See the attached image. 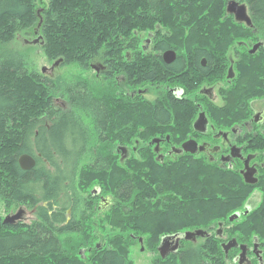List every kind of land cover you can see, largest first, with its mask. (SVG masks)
Returning a JSON list of instances; mask_svg holds the SVG:
<instances>
[{
	"label": "trees",
	"instance_id": "obj_1",
	"mask_svg": "<svg viewBox=\"0 0 264 264\" xmlns=\"http://www.w3.org/2000/svg\"><path fill=\"white\" fill-rule=\"evenodd\" d=\"M237 1L248 6L255 27L264 26V0ZM227 2L49 0L43 13V53L49 61L62 60L64 65L84 67L97 55L105 54L107 57L117 53L119 44L134 45L138 42L135 33H145L157 24L170 28L158 37L155 42L158 45L223 46L229 32L242 28L226 17ZM36 5V0H0V48L37 23ZM233 35L236 41L241 39L239 34ZM213 51L219 54L218 50ZM216 57L212 58L214 62L218 60ZM105 59L111 60L112 57ZM24 61V57L16 54L0 56V201L6 207L55 200L59 192L67 188V182L71 186L78 167L77 159L85 155L88 145L92 146V142L87 140L88 135L84 139L78 136L74 114L55 110V94H68L62 89L52 90L46 82L40 83V78L30 73ZM161 69L157 63L146 64L141 76L152 81L155 75L157 81L163 72ZM149 70L154 73H149ZM66 102L76 109H103L102 121L100 117L98 119L102 130L109 133H116L117 125L120 128L136 122L148 126L162 125L163 121L170 119L167 110H155V106L149 104L134 108L121 103V109L128 107L132 112L140 108L142 112L119 114L117 124L113 113L115 104L111 102H87L81 95L70 96ZM93 150L95 158L109 156L106 151L103 153L104 148ZM146 151L142 148L140 161L129 160L126 168L103 163L97 172L101 184L105 188L111 185L117 198L114 215L108 219V224L120 234L109 238L111 245L104 247L103 261L96 258L92 264H133L128 260L131 241L141 239L143 247L148 239L155 245L160 236H171L187 227L195 229L193 225L196 224L197 230L206 231L215 223L224 224L227 217L228 222L251 195L252 190L239 188L237 180L224 176L222 171L208 163L179 160L172 164H149ZM22 155L35 159L34 168L28 172L21 171L17 163ZM65 173L69 175L66 179L63 177ZM43 216L48 222L45 210ZM73 230H68V234ZM86 231L81 228L80 235L64 238L61 235L56 237L40 225L13 228L0 223V264H83L77 259L78 253L94 246V238ZM254 232L260 233L264 240V202L244 217L229 236H236L238 243H244L242 239H248ZM129 234L132 235L129 237ZM159 262L164 264L161 259ZM182 264H224V261L218 244L205 242L196 250L189 251Z\"/></svg>",
	"mask_w": 264,
	"mask_h": 264
},
{
	"label": "flooded vegetation",
	"instance_id": "obj_2",
	"mask_svg": "<svg viewBox=\"0 0 264 264\" xmlns=\"http://www.w3.org/2000/svg\"><path fill=\"white\" fill-rule=\"evenodd\" d=\"M229 1H234L244 7L242 17L236 19L235 14L227 13ZM229 1L225 8L226 17H230L233 23L242 27L232 31L234 34L242 35L241 39L236 41L233 33L230 32V36L224 38L226 44L223 46L188 45V47L181 45L180 47L172 44L163 46L156 44L157 42L153 43L152 36H148L151 40H146L139 50L136 49V45L119 44L116 49L117 53H113L115 55L108 54L106 57L105 54H100L88 61L84 67H79L83 72L96 71L94 87L83 78L76 79L77 82L72 87L60 84L58 89H62L68 95L59 96L61 104L58 107L55 106L59 101L58 98H54L53 104L55 110L74 114L80 138L81 136L83 139L87 138L88 135L87 140L91 141L88 130H93L96 133L94 138L101 142L100 148L106 149L103 153L106 151L109 154V156L99 158L92 156L88 159L92 162L90 167L93 171H100L103 163L118 164L116 158L111 157L112 142L125 155V148L133 141L132 153L138 154L137 148L147 149L149 163L164 165L179 160H196L214 166L222 171L224 176H234L233 178L239 181V188L252 189L250 197L242 206L243 211L235 213L238 215L237 219L228 221L235 227L242 223L240 222L241 217H246L254 210V203L259 199L261 203L264 202V26H254L252 14L245 3L237 0ZM35 36L39 44V40H42L40 31L38 33L35 30ZM160 40L164 39L160 37ZM213 50H218L219 54H214ZM216 55L218 60L214 62L212 58ZM109 57L112 59H105ZM99 59L100 63L96 62ZM151 59L155 61L150 62ZM51 62L53 66L49 72H52L55 67L70 66L64 65L62 60ZM156 63L163 70L160 79L155 81L156 76L154 75L155 80H145L141 76L144 65H156ZM46 71L42 70L44 73ZM149 73L154 72L149 70ZM38 77L41 82H46L51 86L55 83L50 80L53 83L51 84L47 80H41L40 76ZM59 81L57 80V83ZM126 87L128 91H125ZM154 93L157 94L154 95ZM73 95H81L87 102L91 100L93 103L101 100L106 101V104L109 102L115 104L113 113L116 114L117 124L120 121L117 116L119 114L142 112L140 108L132 112L128 107L121 109V103L134 108L144 103L149 104L155 106V110H167L170 119L168 122L163 121L162 125L148 126L136 122L125 125L121 127L122 129L117 125V132L112 131L113 135H108L109 132L102 130L98 119L100 117L102 121L104 110L71 108L66 99ZM174 111L176 113L173 115ZM143 144H145L144 147H142ZM185 144H189L193 151L192 154L180 151ZM90 151L93 155L95 154L88 145L86 154ZM83 156L77 159V166ZM31 158L35 161L33 157ZM123 158L127 160V164L130 162L126 156ZM67 176L69 177L65 173L63 177L66 179ZM73 177H76L75 172ZM65 185L67 188L60 191L55 200L50 199L30 206L28 204L18 205L16 214L8 216L4 221L0 218V223L13 228L35 224L43 226L56 237L60 235L64 238L75 237L80 235L79 229L87 225L84 219L87 211L100 213L115 205L116 199L113 196H102V191L98 188L92 190L87 197H83L72 189L70 183L67 182ZM26 208L31 209L30 211L35 215V221L30 218L28 225L22 222ZM44 210L48 222L43 216ZM89 226L93 227L92 225L87 227ZM71 229L75 230L68 234V230ZM231 229L233 228L225 227L223 223L218 222L216 228L210 227L208 231H205L206 235L203 238L186 241L185 233L173 234L172 238L167 241L163 240L165 238L163 237L156 247V253L164 264H182L187 253L196 250L192 245H195L198 239H202L205 242L218 244L224 264H264V249L259 239L251 237L250 242H247L248 239H242L244 243L250 245L238 243L236 238L229 236L233 231ZM60 230L63 231L59 232ZM83 231L82 234H84ZM91 237L97 239L95 246L86 250L82 249L78 253L83 264H92L96 258L102 262L106 254L103 252V245L98 244L102 240L94 233ZM232 241H235L236 248L225 254L222 246ZM92 242L94 244V240ZM183 242L191 245L187 246L182 244ZM239 247L245 248L242 259L239 258L242 254ZM157 261V259H152V264Z\"/></svg>",
	"mask_w": 264,
	"mask_h": 264
},
{
	"label": "rangeland",
	"instance_id": "obj_3",
	"mask_svg": "<svg viewBox=\"0 0 264 264\" xmlns=\"http://www.w3.org/2000/svg\"><path fill=\"white\" fill-rule=\"evenodd\" d=\"M229 1V0H228ZM48 2L49 0H36V10L34 9V13L37 17V23L33 25V27H29L27 30L22 31L21 33L17 34L13 41H11L8 45L1 47L0 48V56L3 57L5 55H19L24 57L26 63H27V67L30 71V73H36L38 76L41 77V80H47L48 82H50L51 84H53L50 80L54 81L55 83L51 86L50 84V88H52V90H57L59 88L60 84H65L66 86H74L77 82L76 79H86L88 80V82L90 83V85L92 87H94L96 84L94 82V79L96 78V71H86L83 72L82 69H80L78 66L76 65H70L69 67H64V68H60L62 66H60L59 68L55 67L53 68L52 72H49V70L51 69V67L53 66V62L49 61L44 53H43V49H42V45L40 43H43V36H42V23H43V13L44 11L48 8ZM41 25V27H40ZM39 26V27H38ZM35 30L40 31V35L42 36V40H39V44L34 45L32 44L33 41H35L37 39V37L35 36ZM167 30H170L169 27H162L161 25L157 24L155 25L154 28L149 29L148 31H146L145 33L142 32L140 34H134L137 38H138V42L134 43V45L137 46V50H139V48L145 44L146 40H153V43L157 42L158 37L160 35H162L164 32H167ZM152 34V35H150ZM148 36H152V38L150 39ZM24 61V62H25ZM61 61V60H60ZM23 62V63H24ZM96 62L100 63V59L96 60ZM95 64V63H94ZM45 69L47 70L46 73L42 72V70ZM57 80H60L57 83ZM42 83V82H40ZM46 85V84H44ZM48 87V85H46ZM98 87V86H97ZM125 91H128V87L125 88ZM93 93V92H92ZM157 93H154V95H156ZM55 98H58L59 101L56 102L55 106L58 107L61 102H60V98L58 96V94H55L54 96ZM54 100V99H53ZM54 103V101H53ZM89 135L91 136V141H92V146H91V150H93L94 148L97 149V151L99 150V148L101 147V142H99L97 139L94 138V136L96 135V133L93 130H88ZM108 135H113L112 133H109ZM133 141L132 143H130V146L126 147V154L123 155L122 152L120 151V149H118L117 145L114 144V142L111 143V150H112V154L111 157L116 158L117 163L114 165L118 166V167H124L126 168L127 166V160H123V156H126L129 160H134V159H140L138 158L139 154H140V150L142 148H137L136 150L138 151V154H133ZM145 144L142 145V147H144ZM100 155V154H98ZM93 156L92 151L88 152L87 154L85 153V155L83 156V158L81 159L77 169H76V177L75 179L71 182V187L73 190H75L78 194L82 195L83 197H87L89 193L92 192V190H94L95 188H98L102 191L101 195L106 197V196H113L114 199H116V201H114L115 204H117V198L115 196L114 191L112 190V186L108 185L107 188H105V185L101 184L102 182H100V178L99 175H97L98 171L96 170H92V168L90 167V165L92 164V162L88 161L89 158H91ZM102 156V155H101ZM99 158V157H98ZM102 163V162H101ZM108 189V190H106ZM254 209L258 208L259 206H261V202L260 199L254 203L253 205ZM115 205H113L112 207L108 208L107 210L103 211V212H96V211H87V213L85 214L84 219L87 221L86 222V227L85 229H87V235L91 236L93 235V233L102 240L101 244L103 245V249L105 247L109 248L111 245V242H109V238L113 237L114 235H116L117 233H119L118 230H112L111 226L108 224V219L111 218L114 215L115 212ZM16 208L15 206H10V207H6L3 203H1L0 201V218L3 219V221L10 215L16 214ZM243 208H241L240 210H238L237 212H242ZM10 210V211H9ZM26 214L24 216V220L22 221L23 223H26L27 225L30 224L28 223L30 218H33V221H35V215L33 214L32 211L29 210V208L25 210ZM77 218V216L75 217ZM228 218V217H227ZM227 218L225 219V223L224 226L225 227H231L234 230V228L238 225H236L234 227V225L232 226V224H229L227 222ZM242 220H244V217L240 218V222H242ZM216 224L215 226H212V228H216ZM88 225H92L93 227H87ZM214 225V224H213ZM193 227H196L195 229H189L187 227V229L181 231H178V233L175 234H184L186 232H193L194 230H197L198 226L193 225ZM105 229V231H104ZM209 230V229H208ZM206 230V231H208ZM257 234V235H256ZM129 234L128 236L130 237ZM212 235V234H211ZM255 235V236H254ZM124 237H126L127 235H122ZM163 236V235H162ZM162 236H160L159 238H157V240H155V245H152L153 243L149 242L148 239L146 241V244H143V249L141 250L140 245L138 244L137 241H131V247L129 250V255H128V260L130 261L129 263H133V264H152V259L154 260H158L155 264H160L159 262V257L158 254L156 253V247L158 246L160 240L162 239ZM259 239V242L264 244V240L263 238L260 237V233H252L250 235V237H248L247 242L251 241V237H256ZM236 238V236H235ZM131 239V238H130ZM94 246L95 243L97 241V239L94 237ZM205 243L204 240L202 239H198L197 243L195 245H192L194 248H198L199 246H202ZM182 244H185L187 246H190L191 244H187L185 242H183ZM100 245V246H101ZM263 247V245H262ZM264 249V247H263ZM156 253V254H155ZM153 254H155L153 256ZM77 259L81 260L80 257L78 256ZM154 264V263H153Z\"/></svg>",
	"mask_w": 264,
	"mask_h": 264
},
{
	"label": "water",
	"instance_id": "obj_4",
	"mask_svg": "<svg viewBox=\"0 0 264 264\" xmlns=\"http://www.w3.org/2000/svg\"><path fill=\"white\" fill-rule=\"evenodd\" d=\"M227 13L228 14L233 13V14H235L236 19H239V17H242L244 15L243 14L244 13V7L239 6L235 2L231 1L228 3ZM37 43H38V40H35L34 44L36 45ZM180 151L184 152V153H191V154L193 153V151L189 147V144L183 145L182 149ZM35 164H36L35 161L28 155H23L18 159L19 168L24 172H28L31 169H33ZM237 216L238 215L235 214L229 221H233L234 219H237ZM205 235H206V233L203 231H200V230L195 231L193 233L187 232L184 234L186 241L194 240L196 238H203ZM171 238H172L171 236H167L163 240L167 241ZM139 244L142 245L141 239L139 240ZM234 248H236L235 241H232L231 243L222 246V250L225 254H227L231 249H234ZM239 248L242 251V254L239 256V258L242 259V257L244 256V253H245V248L244 247H239Z\"/></svg>",
	"mask_w": 264,
	"mask_h": 264
},
{
	"label": "bare ground",
	"instance_id": "obj_5",
	"mask_svg": "<svg viewBox=\"0 0 264 264\" xmlns=\"http://www.w3.org/2000/svg\"><path fill=\"white\" fill-rule=\"evenodd\" d=\"M219 1V0H218ZM216 2V1H215ZM85 8V7H84ZM208 8V7H207ZM31 10V9H30ZM206 10V9H205ZM210 10V9H209ZM106 11V10H105ZM88 12V11H87ZM176 12V11H175ZM214 13V12H213ZM115 16V15H114ZM218 17V16H217ZM102 20V19H101ZM104 20V19H103ZM99 21V20H98ZM106 21V20H105ZM113 21V20H112ZM216 21V20H215ZM88 22V21H87ZM193 23V22H192ZM191 23V24H192ZM198 23V22H197ZM25 24V23H24ZM114 24V23H113ZM85 25H86V23H85ZM220 26V25H219ZM76 27V26H75ZM223 27V26H222ZM227 28H228V26H227ZM226 28V29H227ZM120 29V28H119ZM224 29V28H223ZM222 29V30H223ZM76 30V29H75ZM193 31V30H192ZM219 31H220V29H219ZM234 31V30H233ZM176 32V31H175ZM184 33V32H183ZM198 33V32H197ZM230 33V32H229ZM233 33V32H232ZM80 35V34H79ZM182 35V34H181ZM238 35V34H237ZM43 36V35H42ZM95 36V35H94ZM176 36V35H175ZM242 36V35H241ZM14 37V36H13ZM180 37V36H179ZM187 38V37H186ZM196 37H194V39H195ZM240 38V37H239ZM84 39V38H83ZM82 39V40H83ZM172 39V38H171ZM225 39H226V37H225ZM247 39V38H246ZM229 40V39H228ZM193 41V40H192ZM200 41V40H199ZM198 41V42H199ZM173 42V41H172ZM178 42V41H177ZM183 42V41H182ZM205 42H207V41H205ZM231 43V42H230ZM229 43V44H230ZM124 44V43H123ZM170 44V43H169ZM201 44V43H200ZM174 45V44H173ZM180 45V44H179ZM186 45V44H185ZM207 45H208V43H207ZM242 45V44H241ZM133 46V45H132ZM188 46V45H187ZM76 47V46H75ZM181 47V46H180ZM189 47V46H188ZM186 49H187V47H186ZM75 50V49H74ZM100 50V49H99ZM112 51V50H111ZM192 52V51H191ZM216 52V51H215ZM224 52V51H223ZM186 53V52H185ZM188 53V52H187ZM190 55V54H189ZM120 56V55H119ZM188 59V58H187ZM255 61V60H254ZM243 62V61H242ZM251 62V61H250ZM219 63V62H218ZM249 64V63H248ZM145 66V65H144ZM249 66V65H248ZM136 67V66H135ZM252 67V66H251ZM256 67V66H255ZM257 69V68H256ZM162 70V69H161ZM247 71V70H246ZM257 71H258V69H257ZM140 74V73H139ZM213 74V73H212ZM255 78H256V76H255ZM220 80V79H219ZM241 80V79H240ZM243 80H244V78H243ZM211 81V80H210ZM251 82V81H250ZM264 82V81H263ZM26 83H27V81H26ZM262 83V82H261ZM28 84V83H27ZM135 84V83H134ZM257 87V86H256ZM263 89V88H262ZM17 91H19V90H17ZM236 91V90H235ZM35 92V91H34ZM24 93V92H23ZM233 94V93H232ZM261 94V93H260ZM263 94V93H262ZM227 95V94H226ZM241 95H243V94H241ZM22 96V95H21ZM236 96V95H235ZM245 96H246V94H245ZM165 97V96H164ZM240 98V97H239ZM26 99V98H25ZM246 101V100H245ZM39 102V101H38ZM32 106V105H31ZM226 106H228V105H226ZM237 107V106H236ZM118 109V108H117ZM181 110V109H180ZM233 110V109H232ZM177 111V110H176ZM222 112V111H221ZM174 113V112H173ZM214 113V112H213ZM231 114H233V112L231 113ZM222 116V115H221ZM227 117V116H226ZM243 117V116H242ZM18 118V117H17ZM25 118V117H24ZM23 120V119H22ZM21 121V120H20ZM193 122V121H192ZM187 124V123H186ZM183 127V126H182ZM122 129V128H121ZM160 129V128H159ZM149 131V130H148ZM161 131V130H160ZM163 131V130H162ZM187 132V131H186ZM35 134V133H34ZM133 136V135H132ZM181 139V138H180ZM129 140V139H128ZM109 142V141H108ZM180 142V141H179ZM183 142V141H182ZM254 142V141H253ZM240 143V142H239ZM34 145V144H33ZM243 145V144H242ZM148 148V147H147ZM111 153V152H110ZM149 154V153H148ZM149 156V155H148ZM109 160V159H108ZM113 161V160H112ZM196 161V160H195ZM18 163V162H17ZM132 163V162H131ZM182 163V162H181ZM150 164V163H149ZM133 165V164H132ZM188 165V164H187ZM191 165V164H190ZM7 166V165H6ZM154 166V165H153ZM131 167V166H130ZM199 168V167H198ZM201 168V167H200ZM133 169V168H132ZM203 169V168H202ZM21 170V169H20ZM115 170V168L113 169V171ZM155 170V169H154ZM186 170V169H185ZM22 171V170H21ZM181 171V170H180ZM204 171V170H203ZM136 172V171H135ZM205 172V171H204ZM222 174V173H221ZM156 175V174H155ZM232 177H234V176H232ZM163 178V177H162ZM139 180V179H138ZM116 182V181H115ZM239 182V181H238ZM237 182V183H238ZM109 183V182H108ZM175 184V183H174ZM207 184V183H206ZM200 185V184H199ZM171 187V186H170ZM194 188V187H193ZM246 188V187H245ZM252 190V189H251ZM195 191V190H194ZM165 192V191H164ZM225 192V191H224ZM210 193V192H209ZM245 193V192H244ZM243 193V194H244ZM189 194H191V193H189ZM236 195H238V194H236ZM192 196V195H191ZM244 196V195H243ZM264 196V195H263ZM244 200V199H243ZM209 202V201H208ZM230 203H231V201H230ZM234 203H235V201H234ZM223 205V204H222ZM13 206V205H12ZM228 207H229V205H228ZM234 207V206H233ZM173 208V207H172ZM231 209V208H230ZM31 210V209H30ZM158 210V209H157ZM10 211V210H9ZM233 213V212H232ZM20 215V214H19ZM167 216V215H166ZM186 216V215H185ZM252 217V216H251ZM175 218V217H174ZM151 219V218H150ZM260 219V218H259ZM146 220V219H145ZM171 220V219H170ZM253 221V220H252ZM183 222V221H182ZM258 223V222H257ZM155 224V223H154ZM253 224V223H252ZM187 225V224H186ZM197 225V224H196ZM207 226V225H206ZM153 227V226H152ZM177 227V226H176ZM237 227V226H236ZM239 227V226H238ZM244 227H246V226H244ZM255 227V226H254ZM170 229V228H169ZM180 229V228H179ZM254 229V228H253ZM177 230V229H176ZM259 230V229H258ZM236 231V230H235ZM239 231V230H238ZM251 231V230H250ZM168 233V232H167ZM262 234V233H261ZM264 234V233H263ZM247 241V240H246ZM244 244V243H243ZM169 262V261H168ZM166 264H168V263H166Z\"/></svg>",
	"mask_w": 264,
	"mask_h": 264
}]
</instances>
